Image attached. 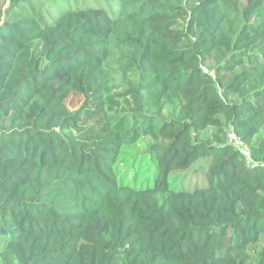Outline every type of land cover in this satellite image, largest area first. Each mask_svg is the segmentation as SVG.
<instances>
[{"label": "trees", "instance_id": "1", "mask_svg": "<svg viewBox=\"0 0 264 264\" xmlns=\"http://www.w3.org/2000/svg\"><path fill=\"white\" fill-rule=\"evenodd\" d=\"M70 1L0 7V264H264V0Z\"/></svg>", "mask_w": 264, "mask_h": 264}, {"label": "rangeland", "instance_id": "2", "mask_svg": "<svg viewBox=\"0 0 264 264\" xmlns=\"http://www.w3.org/2000/svg\"><path fill=\"white\" fill-rule=\"evenodd\" d=\"M60 1V5H64L63 7H60L58 2L56 3L57 6V10L59 8H64V7H68L70 6L71 1L70 0H59ZM7 4V0H0V7L3 8L4 6H6ZM68 5V6H67ZM262 135L264 136V125L262 127ZM148 140H151V138H141V141L137 143L136 146H129L126 148L125 153H123L124 155V159H123V163H121V167L122 170L128 173V178L132 179L134 173L136 174V179L142 180L145 179L146 175L149 172H153L154 171V167L148 168L149 164L145 163L148 162L149 158L144 157L142 159V156L145 154V145L147 144ZM132 145V144H131ZM141 164V165H140ZM148 164V165H147ZM147 165V166H146ZM146 166V169H144ZM135 167H138L139 169H136ZM143 169L145 170V172L143 173ZM193 169L189 170L186 175L184 180L182 181L184 184H189V185H193L194 182H196L198 180V176L194 173V172H190ZM185 172H179L178 175H176L174 177V179H176V182H174V184L179 185V182L181 181L180 179L182 178V176H184ZM149 175L146 177V180H149ZM202 178V173H200L199 175ZM153 179V175L150 176V180Z\"/></svg>", "mask_w": 264, "mask_h": 264}, {"label": "built area", "instance_id": "3", "mask_svg": "<svg viewBox=\"0 0 264 264\" xmlns=\"http://www.w3.org/2000/svg\"><path fill=\"white\" fill-rule=\"evenodd\" d=\"M202 69L205 72L213 73L212 70H209L206 67H202ZM225 135H226L228 143L233 145L242 154L246 165L254 166L257 164L251 158L249 146L241 138H239L232 129L227 128L225 130Z\"/></svg>", "mask_w": 264, "mask_h": 264}]
</instances>
